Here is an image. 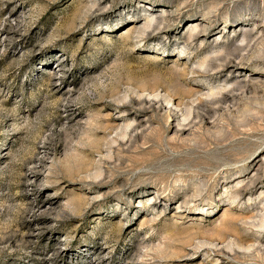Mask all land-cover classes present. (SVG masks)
<instances>
[{
  "label": "rangeland",
  "instance_id": "rangeland-1",
  "mask_svg": "<svg viewBox=\"0 0 264 264\" xmlns=\"http://www.w3.org/2000/svg\"><path fill=\"white\" fill-rule=\"evenodd\" d=\"M261 49L264 0H0V264H264Z\"/></svg>",
  "mask_w": 264,
  "mask_h": 264
},
{
  "label": "bare ground",
  "instance_id": "bare-ground-1",
  "mask_svg": "<svg viewBox=\"0 0 264 264\" xmlns=\"http://www.w3.org/2000/svg\"><path fill=\"white\" fill-rule=\"evenodd\" d=\"M194 24L196 25V24H198V22H196V21H192V22H190V25H194ZM197 26H198V25H197ZM199 28H200V27H199ZM248 32H249V31H248ZM247 35H248V34H247ZM251 37H252V36H251ZM244 39H245V37H244ZM244 39H243V40H244ZM251 39H252V38H251ZM243 40H242V41H243ZM244 41H245V40H244ZM249 41H250V40H249ZM249 41H248V43H249ZM252 41H253V40H252ZM246 42H247V41H246ZM255 43H256V42H255ZM244 44H245V43H244ZM252 46H253V45H251V48H252ZM244 47H245V46H244ZM249 47H250V45H249ZM237 48H238V47H237ZM246 48H247V47H246ZM251 48H250V50H252ZM261 48H263V47H261ZM253 49H254V47H253ZM240 50H241V49H240ZM256 50H257V49H256ZM261 50H263V49H261ZM261 50H260V51H261ZM248 51H249V50H248ZM248 51H246V52H248ZM263 51H264V50H263ZM251 52H253V51H251ZM262 53H263V52H262ZM248 54H249V53H248ZM255 54H256V53H255ZM236 55H237V54H236ZM243 55L245 56V54H243ZM263 56H264V54H263ZM263 56H262V58H261V56H260L259 58H260V59H264ZM248 57H249V56H248ZM242 58H245V57H242ZM230 61H231V60H230ZM237 61H238V60H237ZM240 61H241V60H240ZM227 63H228V62H227ZM230 64H231V62H230ZM233 64H234V63H233ZM255 78H257V77H255ZM243 79H244V78H243ZM252 80H253V79H252ZM252 80H251V81H252ZM259 80H261V79H259ZM259 80H258V81H259ZM262 81H263V80H262ZM244 82H245V80H244ZM238 83H239V82H238ZM242 83H243V82H242ZM250 84H251V83H250ZM261 84H262V83H261ZM239 86H240V85H239ZM241 86H242V85H241ZM245 86H246V85H245ZM243 87H244V86H243ZM239 89H240V88H239ZM246 90H247V89H246ZM254 90H257V89H254ZM254 92H255V91H254ZM249 93H250V92H249ZM255 93H256V92H255ZM231 95H232V94H231ZM233 95H234V94H233ZM235 95H236V94H235ZM234 97H235V96H234ZM239 97H240V96H239ZM241 97H242V96H241ZM243 97H244V96H243ZM231 98H232V97H231ZM235 98H237V97H235ZM245 98H246V97H245ZM248 98H249V97H248ZM224 99H225V98H224ZM233 99H234V98H233ZM260 246H261V245H260ZM252 247H253V246H252ZM251 249H252V248H251ZM251 249H250V250H251ZM254 250L259 251L260 248H259V247H255ZM254 250H253V251H254ZM248 251H249V250H248ZM260 251H261V250H260ZM246 252H247V251H246ZM249 252H250V251H249ZM252 253H253V252H252ZM242 255L244 256V254H242Z\"/></svg>",
  "mask_w": 264,
  "mask_h": 264
}]
</instances>
